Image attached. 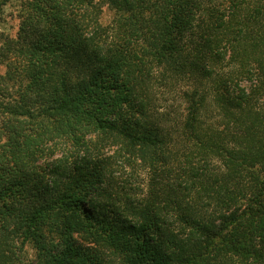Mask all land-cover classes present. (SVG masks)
<instances>
[{
    "label": "trees",
    "instance_id": "1",
    "mask_svg": "<svg viewBox=\"0 0 264 264\" xmlns=\"http://www.w3.org/2000/svg\"><path fill=\"white\" fill-rule=\"evenodd\" d=\"M24 7L0 39V264H264V0Z\"/></svg>",
    "mask_w": 264,
    "mask_h": 264
},
{
    "label": "rangeland",
    "instance_id": "2",
    "mask_svg": "<svg viewBox=\"0 0 264 264\" xmlns=\"http://www.w3.org/2000/svg\"><path fill=\"white\" fill-rule=\"evenodd\" d=\"M25 1L31 0H8L6 5L2 9V13L0 15V39L3 37H8L10 39H16L18 34V29L20 23L24 17L25 12ZM28 12V11H27ZM110 17V13L108 10L104 8V12L102 14V21L105 23L108 21ZM1 44V43H0ZM16 61V60H15ZM6 71L5 64L0 66V74L4 75ZM168 104H175V102H168ZM64 141L56 142V146L53 147V144H49L48 147H51L53 151H58L60 147L63 145ZM42 161H39L38 164H41ZM126 173H129L128 169H125L124 175L122 178L126 177ZM126 175V176H125ZM25 256L28 261L34 264V250L31 245H26L24 247Z\"/></svg>",
    "mask_w": 264,
    "mask_h": 264
}]
</instances>
